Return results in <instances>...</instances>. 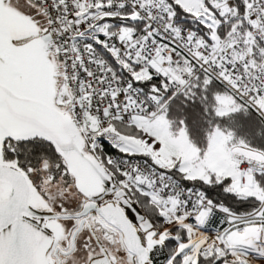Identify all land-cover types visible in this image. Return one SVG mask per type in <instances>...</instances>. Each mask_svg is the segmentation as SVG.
I'll return each mask as SVG.
<instances>
[{
    "label": "built area",
    "instance_id": "obj_1",
    "mask_svg": "<svg viewBox=\"0 0 264 264\" xmlns=\"http://www.w3.org/2000/svg\"><path fill=\"white\" fill-rule=\"evenodd\" d=\"M31 1L46 22L58 60L57 79L69 94L65 112L85 142L102 155L93 157L112 166L129 186L148 192L156 206H170L166 228L148 220L146 225H134L151 264H169L165 247L169 238L163 233L174 228H200L204 240L200 255H212L217 238L238 217L143 158L106 153L104 141L94 140L85 121L121 126L135 119L152 121L163 116L170 102L200 75L217 81L264 118V1L246 2L241 12L229 3L230 11L220 18L223 33L220 37L215 33L213 41L176 24L167 0ZM122 69L131 75L147 70L149 78L143 80L149 81L150 74L157 80L145 90L122 77ZM234 161L242 184L254 185L255 175L264 173L263 158L237 154Z\"/></svg>",
    "mask_w": 264,
    "mask_h": 264
},
{
    "label": "water",
    "instance_id": "obj_2",
    "mask_svg": "<svg viewBox=\"0 0 264 264\" xmlns=\"http://www.w3.org/2000/svg\"><path fill=\"white\" fill-rule=\"evenodd\" d=\"M7 3L0 0V264H54L56 245L65 237L59 220L92 217L117 232L133 264H151L134 227L147 219L113 174L85 153V139L69 114L56 107L58 71L48 28ZM30 139L51 144L62 159L83 198L77 212L55 213L26 173L4 160L3 142ZM90 264L112 262L104 255Z\"/></svg>",
    "mask_w": 264,
    "mask_h": 264
},
{
    "label": "trees",
    "instance_id": "obj_3",
    "mask_svg": "<svg viewBox=\"0 0 264 264\" xmlns=\"http://www.w3.org/2000/svg\"><path fill=\"white\" fill-rule=\"evenodd\" d=\"M167 1L170 4L176 24L185 25L199 32L206 40L213 41L209 37L211 29L201 24L192 15L186 13L178 4L171 0ZM228 1L234 4L235 10L241 12L244 10L246 2L258 4L264 0ZM17 2L21 3V5L23 4L26 9L17 5ZM31 2V0H8L7 7L26 17L32 16L41 28H46L47 25L40 9H35L32 4L33 2ZM215 31L218 37L223 33L219 27ZM51 59L58 70L57 57L52 56ZM111 63L114 67L118 66L115 61ZM136 72L138 73L139 71ZM119 73L122 77L131 79L136 86L142 89L152 84V80H157L151 74L149 81H145L142 78L135 79L133 75L127 73L126 69L120 70ZM222 95H229L233 98L234 109L227 114L220 115L217 113L219 105L218 97ZM57 108L61 111H66L65 105L62 108ZM163 116L168 121L169 129L173 134H177L182 129L185 130L188 141L198 150L200 155L206 152L209 145V137L217 130L230 136L228 144L231 147L241 143L250 149L260 152L264 159V119L254 110L239 102L217 81L204 75L198 76L181 94L177 95L170 102ZM119 126L129 136L139 137L141 135L139 130L131 128L132 124ZM104 147L106 153H113L118 156L126 155L108 141H104ZM1 149L4 160L20 167L44 199L47 195L44 191L45 180L50 185L59 183L62 188L72 186V178L67 174L62 159L56 154L51 144L36 139H30L29 141L6 140L2 143ZM95 151L97 152L96 148L87 144L86 141L85 153L89 156H95L93 154ZM130 155L143 158L151 163L144 156L136 154ZM105 165L108 164L104 163ZM165 172L170 174L174 179L179 180L171 172ZM114 177L120 186L119 180H122V178L118 174ZM180 181L185 185L200 189L209 202L228 214L238 217L234 219L236 220V224L230 228L231 231L241 233L243 228L258 224L262 226V237L264 238V173H257L255 175L254 185L258 192H254L248 196H242L235 192L231 188L230 179L215 175H211L207 181L199 179ZM122 189L126 193L127 200L145 216L148 222L158 226L160 229L167 227L166 216L160 213L159 207L151 201L148 192L140 191L132 186H129L127 190L125 188ZM170 233L174 235V239L165 241L168 257L169 259L172 258L173 264H180L183 253L175 254L174 248L178 242H186L188 236H185L186 231L176 228L172 229ZM196 264H223V260L214 254L209 257L199 255Z\"/></svg>",
    "mask_w": 264,
    "mask_h": 264
},
{
    "label": "rangeland",
    "instance_id": "obj_4",
    "mask_svg": "<svg viewBox=\"0 0 264 264\" xmlns=\"http://www.w3.org/2000/svg\"><path fill=\"white\" fill-rule=\"evenodd\" d=\"M171 1L178 4L186 13L192 15L201 24L211 29L209 33L210 38L214 37L215 30L220 25V18L222 15L230 11L228 0ZM32 4L35 9L39 10L36 4ZM17 5L26 9V7L19 2H17ZM133 77L135 79H147L149 78V73L147 70H140L138 73L133 74ZM66 91L64 84L61 83V94L64 98L66 97L64 96ZM238 101L241 102L240 100ZM218 104L217 113L220 115L227 114L234 109V100L229 95L219 96ZM242 104L245 105L244 103ZM85 127L92 132L94 140L99 138L108 141L114 144L115 147L124 154L128 153L144 156L159 170L171 172L179 180L199 179L207 181L211 175H215L217 177L230 179L231 188L242 196H248L252 195L254 192H258L255 185H249L248 183V185L242 184L236 170L234 157L237 154H241L260 159L262 158L260 152L258 153L255 150H251L241 143L231 147L230 144H228L230 136L217 130L209 137V145L206 152L200 155L198 150L188 141L185 130L182 129L177 134H173L164 116L152 121L135 119L131 128L140 131L141 135L139 137L125 134L119 125L112 123L98 124L91 118H86ZM93 154L99 159H102V155L98 153V151H95ZM105 167L114 174V176L117 175L113 167L109 165H105ZM119 183L121 188H125L126 190L129 188V185L123 180H119ZM44 185V191L47 194L45 197L49 198L50 201L57 197L65 199H69V197L74 198L77 194L73 187V183L72 186L62 188L59 183L50 185L48 181L45 180ZM159 211L167 217L170 213V206L163 203L159 206ZM235 224L236 220L232 221L230 228ZM230 228L225 232L227 233ZM185 236H187V233H185ZM178 243L177 252L183 253L180 264H195L197 255H200V242H197V247L195 246V249L193 246L188 247L189 245H181L180 242Z\"/></svg>",
    "mask_w": 264,
    "mask_h": 264
},
{
    "label": "flooded vegetation",
    "instance_id": "obj_5",
    "mask_svg": "<svg viewBox=\"0 0 264 264\" xmlns=\"http://www.w3.org/2000/svg\"><path fill=\"white\" fill-rule=\"evenodd\" d=\"M34 20L32 16H29ZM61 94V83L58 80L55 92V104L62 108L69 94ZM45 200L55 213H75L80 208L83 198L76 194L69 199L57 197ZM111 201V198H106ZM59 220L65 237L61 238L55 248L54 264H90L101 259L104 255L112 264H133V258L123 248L116 231L105 225L99 218ZM69 234V236H66Z\"/></svg>",
    "mask_w": 264,
    "mask_h": 264
},
{
    "label": "crops",
    "instance_id": "obj_6",
    "mask_svg": "<svg viewBox=\"0 0 264 264\" xmlns=\"http://www.w3.org/2000/svg\"><path fill=\"white\" fill-rule=\"evenodd\" d=\"M186 233L189 239L188 242L180 244L189 245L188 247L193 246L195 249L197 242H200L201 248L204 240L200 228L188 230ZM173 238L174 235L169 233V239ZM217 242L218 245L212 247L214 248L213 254L222 259L223 264H264V238L262 237L261 225H249L243 228L241 233L230 229L227 233L221 234L217 238ZM178 244L174 248L175 254L181 253L177 252ZM172 263L173 260L170 258L169 264Z\"/></svg>",
    "mask_w": 264,
    "mask_h": 264
},
{
    "label": "bare ground",
    "instance_id": "obj_7",
    "mask_svg": "<svg viewBox=\"0 0 264 264\" xmlns=\"http://www.w3.org/2000/svg\"><path fill=\"white\" fill-rule=\"evenodd\" d=\"M165 233H168V232H165ZM163 234L165 236V238H169V233L168 234Z\"/></svg>",
    "mask_w": 264,
    "mask_h": 264
}]
</instances>
